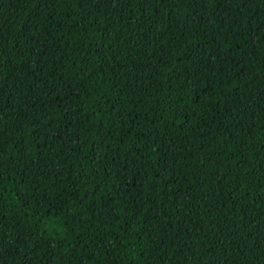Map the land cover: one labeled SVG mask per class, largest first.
<instances>
[{
    "label": "trees",
    "instance_id": "16d2710c",
    "mask_svg": "<svg viewBox=\"0 0 264 264\" xmlns=\"http://www.w3.org/2000/svg\"><path fill=\"white\" fill-rule=\"evenodd\" d=\"M0 264H264V0H0Z\"/></svg>",
    "mask_w": 264,
    "mask_h": 264
}]
</instances>
